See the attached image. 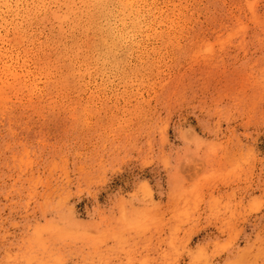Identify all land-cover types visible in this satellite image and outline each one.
<instances>
[{
  "label": "rangeland",
  "instance_id": "obj_1",
  "mask_svg": "<svg viewBox=\"0 0 264 264\" xmlns=\"http://www.w3.org/2000/svg\"><path fill=\"white\" fill-rule=\"evenodd\" d=\"M81 3L0 0V264H264V0Z\"/></svg>",
  "mask_w": 264,
  "mask_h": 264
},
{
  "label": "bare ground",
  "instance_id": "obj_2",
  "mask_svg": "<svg viewBox=\"0 0 264 264\" xmlns=\"http://www.w3.org/2000/svg\"><path fill=\"white\" fill-rule=\"evenodd\" d=\"M20 1V0H19ZM107 1L108 0H81V4H83L85 7L87 6V9H88V13H90V15H89V20H91V21H93V20H95L96 18H99V17H107V15L109 14V8H108V3H107ZM150 1V0H149ZM159 1V0H158ZM137 2V0H118V3H119V6L121 7V11L123 12V17L121 18V20H127V16H128V14H126L128 11L130 12L129 13V15L131 16V14L132 13H134L135 11H134V6H135V3ZM140 1H138V3H139ZM156 2H157V0H156ZM142 3H144V2H142ZM149 3V2H148ZM13 4V3H12ZM146 4V3H145ZM150 4V3H149ZM9 5V4H8ZM140 5H142V4H140ZM153 5H156V4H153ZM161 5V4H160ZM159 5V6H160ZM167 5V4H166ZM151 6V5H150ZM4 7V6H3ZM72 5H69L68 6V8H69V10H72ZM144 7H145V5H144ZM19 8V7H18ZM153 8V7H152ZM22 9V8H21ZM143 9V8H142ZM157 9V8H156ZM16 10V9H15ZM92 10V11H91ZM115 10V9H114ZM13 11V10H12ZM126 12V13H125ZM8 13V12H7ZM9 13H11V12H9ZM119 14V13H118ZM158 14V13H157ZM169 14V13H168ZM8 15V14H7ZM6 15V16H7ZM28 15V14H27ZM161 15H163V14H161ZM10 16V15H9ZM8 16V17H9ZM14 16H15V14H14ZM18 16V15H17ZM40 16V15H39ZM39 16H37V17H39ZM170 16V15H169ZM117 17V16H116ZM150 17L151 16H149V20H150ZM159 17V16H158ZM34 18V17H33ZM135 18V17H134ZM151 18H153V17H151ZM163 19L165 18V17H162ZM9 19V18H8ZM19 19V18H18ZM31 19V18H30ZM51 19V18H50ZM144 19V18H143ZM147 19H148V17H147ZM159 19V18H158ZM12 20V19H11ZM15 20H16V18H15ZM157 20V19H156ZM165 20V19H164ZM143 21V20H142ZM148 20H146V22H147ZM100 22V21H99ZM149 22V21H148ZM143 23V22H142ZM150 23V22H149ZM34 24V23H33ZM49 24V23H48ZM144 24H147V23H144ZM156 24V23H155ZM24 25V24H23ZM67 25V24H66ZM153 26V25H152ZM152 26H151V29H152ZM43 27V26H42ZM95 27V26H94ZM6 29V28H5ZM38 29V28H37ZM150 29V30H151ZM157 29V28H156ZM69 30V29H68ZM122 30V29H121ZM55 31V30H54ZM53 31V32H54ZM146 31H148V30H146ZM43 32H44V30H43ZM52 32V33H53ZM74 32V31H73ZM129 33V32H128ZM41 34H42V32H41ZM78 34V33H77ZM77 34H75L76 36H77ZM148 34V33H147ZM70 35V34H69ZM135 35V34H134ZM136 35H137V33H136ZM135 35V36H136ZM150 35V34H149ZM33 36V35H32ZM43 36V35H42ZM17 37V36H16ZM51 37H53V36H51ZM72 37V36H71ZM74 37V36H73ZM138 37H142V36H138ZM50 38V37H49ZM83 38V37H82ZM137 39V38H136ZM63 40V39H62ZM71 41V40H70ZM55 42V41H54ZM73 42V41H72ZM134 42V41H133ZM65 43V42H64ZM69 43L67 42V45H68ZM53 46V45H52ZM46 48V47H45ZM56 48V47H55ZM52 51V50H51ZM50 51V52H51ZM74 51V50H73ZM76 51V50H75ZM53 56V55H52Z\"/></svg>",
  "mask_w": 264,
  "mask_h": 264
}]
</instances>
